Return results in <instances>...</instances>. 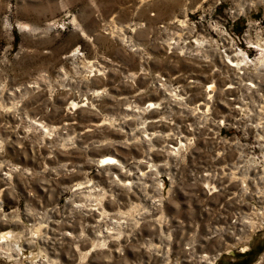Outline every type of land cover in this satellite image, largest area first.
<instances>
[{
	"label": "rangeland",
	"instance_id": "374dc122",
	"mask_svg": "<svg viewBox=\"0 0 264 264\" xmlns=\"http://www.w3.org/2000/svg\"><path fill=\"white\" fill-rule=\"evenodd\" d=\"M258 42V0H0V233L16 235L0 264H264V220L237 222L262 184L228 174L264 166ZM146 125L151 152L132 135ZM115 148L134 177L156 170L118 186L97 161Z\"/></svg>",
	"mask_w": 264,
	"mask_h": 264
},
{
	"label": "bare ground",
	"instance_id": "6f19581e",
	"mask_svg": "<svg viewBox=\"0 0 264 264\" xmlns=\"http://www.w3.org/2000/svg\"><path fill=\"white\" fill-rule=\"evenodd\" d=\"M258 1H261V2H263L264 3V0H258ZM180 23L181 24H183L182 23V20H180ZM185 30V29H184ZM188 32L185 30V31H181L180 33H177V34H175L176 36H177V38H178V40L177 41H173L172 40V42L173 43H175V44H177L178 42H179V39L180 38H182L181 36H186L185 34H187ZM174 35V36H175ZM188 35H189V33H188ZM185 40H187V39H185ZM186 44V43H185ZM256 46L258 47V49H261V50H263V53H264V48H261V44L258 42L257 44H256ZM230 56H232L231 54H225V57H227V58H229V60L231 61V63L230 62H228L227 60V65H229V67L231 66V65H235V66H231V67H238L237 65H238V60H234L235 59V56H233L232 58L230 57ZM231 59H233V60H231ZM237 61V62H236ZM231 64V65H230ZM263 66H264V63L262 64ZM228 67V66H227ZM230 67V68H231ZM88 69V68H87ZM89 70V69H88ZM91 73V72H90ZM246 72H244V71H242L241 72V74H239L238 75V77L239 76H243V74H245ZM250 78V77H249ZM254 78H255V84L254 83H252V81H250L249 80V82H248V86H251V88L253 87V88H258V87H260V85L258 84L260 81L261 82H263L264 81V67H262V71H260L259 73H256V75H254ZM252 84V85H251ZM259 85V86H258ZM212 86L213 85H207V88H206V90H208L209 91V89H212ZM165 87V86H164ZM214 87V86H213ZM247 89V88H246ZM165 90V89H164ZM213 90V89H212ZM183 92V91H182ZM212 92V91H211ZM95 93H99V91H95ZM169 94H170V92H169ZM170 95H172V93L170 94ZM210 95V94H209ZM261 96V95H260ZM164 98V97H163ZM175 98V97H174ZM250 98V97H249ZM173 99V98H172ZM235 99H237V98H235ZM170 100V99H169ZM179 101L180 100H182V99H178ZM263 101V100H262ZM83 102V101H82ZM178 102V101H177ZM163 103V102H162ZM203 103V102H202ZM259 103H261V101H259ZM156 103L155 102H153V101H149L148 102V105L150 106V107H154V105H155ZM158 104H160V103H158ZM262 105H259L260 106V109H262L261 111H260V113H262V115H264L263 113H264V105H263V103H261ZM79 105V106H78ZM84 104L83 103H81V104H79V103H77V102H75V101H71L70 102V106L71 107H81V106H83ZM258 105V104H257ZM136 107V108H135ZM159 107V106H158ZM190 107V106H189ZM125 110L127 109V110H130V111H133V112H137V113H142V108H140V107H138V106H135L134 105V108L133 107H130V108H128V107H126V108H124ZM192 111V110H191ZM189 112H190V110H189ZM197 112V111H196ZM199 112V111H198ZM191 113V112H190ZM259 113V112H258ZM204 115V114H203ZM253 115V114H252ZM255 115H257V114H255ZM125 116H126V114H125ZM230 116V115H229ZM259 116V115H258ZM261 116V115H260ZM163 116H161V118H162ZM263 117V116H262ZM257 118V119H263L262 121V123H264V118ZM31 122H33V123H35V125H37V127L40 129V130H42L44 133H48L51 129H53V128H56V127H48L47 125H44L43 123H41L40 121H31ZM146 121H145V119L144 120H142V123H145ZM256 122V121H255ZM102 124V123H101ZM104 124V123H103ZM97 125H99L98 123H97ZM260 125V121H258L257 122V125L256 126H259ZM150 127H152V126H150ZM260 127V128H259ZM259 127H257L258 128V130H259V136L258 137H260L261 138V140H262V143L260 144V149H261V151L263 152L262 153V157H263V160H264V126H259ZM147 125L146 126H143V127H141V126H138V127H136V129H135V132H132V135H135L136 133H140L141 134V138H139V137H137V140L138 139H140L141 140V142H143L146 146H147V148H148V151L149 152H151V150H152V147H153V144L150 142V140L153 138V137H155L156 136V131H153V130H151V131H148L147 129ZM170 134H173L174 135V133H167L166 134V136L168 137ZM166 138V137H165ZM186 140V139H188V136L186 137V135H180V138H179V140H177V142L175 143V146L177 145V144H180L181 143V140ZM163 141H165V140H163ZM259 141V140H258ZM175 142V141H174ZM259 143V142H258ZM174 145H171V149H175L176 147H175ZM167 144H164V145H162V149H164V151L166 152V153H169V154H171L172 152L171 151H169V150H167ZM118 148H115V149H104V150H102L101 152H99L100 153V158H98V163H99V165L100 166H104V169H106V170H108V172L110 173V174H112V175H114L113 177L115 178V180L117 179V184H118V186H119V184L120 185H122V187H124V186H128L127 188L129 189V187H131V186H133L135 183H138V182H141V178H146V176H148V174H150V173H152V171H155L156 170V168H155V164H150L149 165V167L145 170V171H141V172H139L140 174H139V176L138 177H134V172H130V169L129 168H125V165L123 164V163H121V161H119V159L118 158H116V154H118ZM247 154V153H246ZM250 155V154H249ZM239 157H242V154H239ZM238 159H241V158H238ZM94 160V159H93ZM237 160V159H236ZM251 161L253 162V160L251 159ZM246 162H248V160H246ZM264 162V161H263ZM238 163V162H237ZM240 165H236L235 167H233V169H231L229 172H228V174H229V177L232 179H235L236 181L237 180H240V182L241 183H243L242 184V186H241V189L244 191V192H246L247 191V186H246V181L247 180H251L252 182H253V184H257V183H261L262 184V186L260 187V186H257V187H255V191H256V193L258 194V197H264V166H262V167H260L259 168V170H257L258 168H256L255 166H252V164H249V166H250V168L248 167V168H246V169H244L243 170V168H242V166L241 165H244V164H242V163H239ZM146 167V166H145ZM137 169H138V167H136ZM11 169H16L15 167H11V168H9V169H7V171H4L3 170V174L5 175V177L6 176H8L9 175V171H12ZM116 171V172H115ZM118 172V173H117ZM237 173H239L240 174V176H238V175H236ZM249 174H251V177L249 176ZM205 175H207V176H209L210 174H205ZM121 177V178H120ZM152 177V176H151ZM133 178H136L137 180H133ZM122 179V180H121ZM138 181V182H137ZM112 182H114V181H112ZM82 183L80 182V183H78L77 185H81ZM117 186V185H116ZM85 187H89L88 185H86V186H78L77 188H76V190L77 189H81V188H85ZM95 189V187H92V188H89L88 190H84L85 192H86V194L88 193L89 195H91L92 193H94V190ZM158 190V189H157ZM83 191V190H82ZM81 193H83V192H80V194ZM75 206L77 207V206H79V207H81L82 205L81 204H75ZM134 207V206H133ZM94 209V208H93ZM256 214V216L257 217H255L254 215ZM256 218L258 221L256 222V220L254 219V218ZM253 217H249V216H247L246 217V215H244L242 218H240V219H238V221L237 222H239V224H240V227L238 228V229H241V230H243L244 229V227H247L248 228V230L249 231H252L254 228H262L263 226H262V220H264V206H262V208H260V209H257L256 211H253ZM243 218H244V220H243ZM99 219H102V217L101 218H98L97 219V221L99 220ZM236 219V218H235ZM112 223V222H111ZM113 224V223H112ZM43 225L40 223V222H38V226L36 227V229H35V232H37V231H39L40 229H41V227H42ZM107 226V224H104V231L106 232V233H111V232H113L112 230H110V229H107V228H105ZM233 229L235 228V229H237V227H232ZM98 235V234H97ZM108 235H110V234H108ZM100 237V236H99ZM243 239V238H242ZM15 240H16V235H14L13 233H12V231H4V232H1L0 233V248L3 246V245H5L4 247L6 248V250L7 249H9V243L11 242V241H14L15 242ZM103 242V239H102V241H100V244ZM98 243V242H97ZM242 250H247V248H243ZM3 251V250H2ZM11 253V252H10ZM217 254H220V253H217ZM199 259L197 260L198 261V263L199 264H201V262H203V263H205V264H213V261H212V259H214V257L213 256H208L206 253H202V254H200L199 256ZM50 262V263H49ZM43 264V263H42ZM46 264H55V261L54 260H52L51 258L49 259V260H47L46 261Z\"/></svg>",
	"mask_w": 264,
	"mask_h": 264
}]
</instances>
